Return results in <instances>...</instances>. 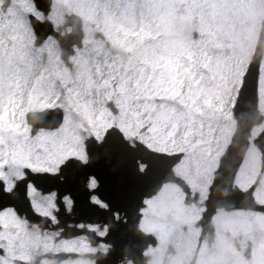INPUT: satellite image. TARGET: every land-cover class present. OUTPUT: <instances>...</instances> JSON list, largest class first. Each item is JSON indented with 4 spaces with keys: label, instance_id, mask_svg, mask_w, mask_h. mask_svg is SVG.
<instances>
[{
    "label": "snow or ice",
    "instance_id": "6c2138e0",
    "mask_svg": "<svg viewBox=\"0 0 264 264\" xmlns=\"http://www.w3.org/2000/svg\"><path fill=\"white\" fill-rule=\"evenodd\" d=\"M208 8L0 0V264H264V55Z\"/></svg>",
    "mask_w": 264,
    "mask_h": 264
},
{
    "label": "rangeland",
    "instance_id": "374dc122",
    "mask_svg": "<svg viewBox=\"0 0 264 264\" xmlns=\"http://www.w3.org/2000/svg\"><path fill=\"white\" fill-rule=\"evenodd\" d=\"M230 0H208L209 13H219L227 20L228 16L235 17L240 23L247 25L244 29H237L234 31H227L226 25L221 23L217 26V31L226 32V39L230 45H232L237 51L244 54L251 53L254 41L256 38V32L259 28L263 11L255 12L249 8H239L231 13L227 11V4ZM173 20V19H172ZM172 20L169 22V31H174ZM172 43H178L175 39H166V44L172 45Z\"/></svg>",
    "mask_w": 264,
    "mask_h": 264
},
{
    "label": "flooded vegetation",
    "instance_id": "af4514ba",
    "mask_svg": "<svg viewBox=\"0 0 264 264\" xmlns=\"http://www.w3.org/2000/svg\"><path fill=\"white\" fill-rule=\"evenodd\" d=\"M175 21L178 22V24H176V26H177V28H176L177 29V32H179V30H180V32L183 31L184 19L183 18H181V19H175V18H173V22H175ZM181 25H182V27H180ZM168 45H170V44H168ZM81 195H82V193H81ZM123 233H124V240L125 241H129V242L132 241L134 243L133 246H135V238H134L135 236H133V232H131L130 226H129V228L125 229L123 231ZM229 239H231V237H229Z\"/></svg>",
    "mask_w": 264,
    "mask_h": 264
},
{
    "label": "water",
    "instance_id": "95a60500",
    "mask_svg": "<svg viewBox=\"0 0 264 264\" xmlns=\"http://www.w3.org/2000/svg\"><path fill=\"white\" fill-rule=\"evenodd\" d=\"M264 48V27L262 28L260 35H259V42L256 48V54L258 56H261V53L263 51Z\"/></svg>",
    "mask_w": 264,
    "mask_h": 264
}]
</instances>
